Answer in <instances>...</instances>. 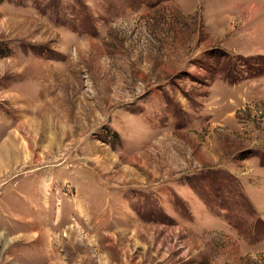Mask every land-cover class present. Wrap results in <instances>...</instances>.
<instances>
[{
    "label": "rangeland",
    "instance_id": "1",
    "mask_svg": "<svg viewBox=\"0 0 264 264\" xmlns=\"http://www.w3.org/2000/svg\"><path fill=\"white\" fill-rule=\"evenodd\" d=\"M0 264H264V0H0Z\"/></svg>",
    "mask_w": 264,
    "mask_h": 264
},
{
    "label": "bare ground",
    "instance_id": "2",
    "mask_svg": "<svg viewBox=\"0 0 264 264\" xmlns=\"http://www.w3.org/2000/svg\"><path fill=\"white\" fill-rule=\"evenodd\" d=\"M28 123H30V122H28ZM19 126H20V125H19ZM21 126H22V125H21ZM5 153H6V154H5ZM5 153H4L5 155H11V154L14 153V152H12L10 149H9V150L7 149V150L5 151ZM7 153H8V154H7ZM7 158H8V157H7Z\"/></svg>",
    "mask_w": 264,
    "mask_h": 264
}]
</instances>
